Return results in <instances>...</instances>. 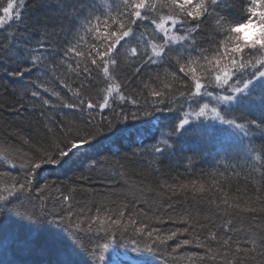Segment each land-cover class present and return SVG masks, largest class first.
<instances>
[{
  "label": "snow or ice",
  "instance_id": "6c2138e0",
  "mask_svg": "<svg viewBox=\"0 0 264 264\" xmlns=\"http://www.w3.org/2000/svg\"><path fill=\"white\" fill-rule=\"evenodd\" d=\"M0 113V264H264V0H6Z\"/></svg>",
  "mask_w": 264,
  "mask_h": 264
},
{
  "label": "trees",
  "instance_id": "16d2710c",
  "mask_svg": "<svg viewBox=\"0 0 264 264\" xmlns=\"http://www.w3.org/2000/svg\"><path fill=\"white\" fill-rule=\"evenodd\" d=\"M3 3H6V0H0V5H2ZM7 99V101H8V103H12L13 101L11 100V98H6ZM5 118H7V116H6V114H3V113H0V123H2V121H3V119H5ZM235 162V161H234ZM242 163V162H241ZM173 167H174V170H175V172H177V173H179V174H181L182 176H183V174H184V167H183V164H182V162H180V161H177L174 165H173ZM203 167H205V168H207L208 167V165H203ZM130 171H133V170H135L134 168H130L129 169ZM244 171L245 172H247V169H244ZM61 179L63 178V177H60ZM232 180H233V184H240L241 185V187L243 188L244 186H245V180L243 179V177H240L239 179H237L236 177H233L232 178ZM248 184H249V186H250V182H247ZM194 210V209H193ZM131 255V254H130Z\"/></svg>",
  "mask_w": 264,
  "mask_h": 264
},
{
  "label": "clouds",
  "instance_id": "9594fccd",
  "mask_svg": "<svg viewBox=\"0 0 264 264\" xmlns=\"http://www.w3.org/2000/svg\"><path fill=\"white\" fill-rule=\"evenodd\" d=\"M261 31V29L254 26H249L248 29L245 30V36L248 39L259 40Z\"/></svg>",
  "mask_w": 264,
  "mask_h": 264
}]
</instances>
